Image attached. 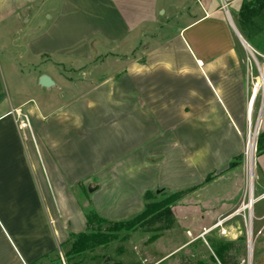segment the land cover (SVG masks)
I'll return each instance as SVG.
<instances>
[{
	"label": "crops",
	"instance_id": "0c3cea01",
	"mask_svg": "<svg viewBox=\"0 0 264 264\" xmlns=\"http://www.w3.org/2000/svg\"><path fill=\"white\" fill-rule=\"evenodd\" d=\"M244 1L0 0L11 88L0 96V264H37L68 226L86 231L79 181L109 220L143 211L148 190L195 187L180 202L212 229L228 203H245L238 157L264 73L252 63L264 57V12L240 21ZM42 74L56 85L40 86ZM252 189L254 264H264V152Z\"/></svg>",
	"mask_w": 264,
	"mask_h": 264
},
{
	"label": "rangeland",
	"instance_id": "374dc122",
	"mask_svg": "<svg viewBox=\"0 0 264 264\" xmlns=\"http://www.w3.org/2000/svg\"><path fill=\"white\" fill-rule=\"evenodd\" d=\"M229 10L233 19H236V5H230ZM255 21L258 23L259 19L256 18ZM262 21L263 24L259 22V25H264L263 18ZM258 38L261 39V44L264 47V35L260 34ZM252 63L256 68L260 69V67L264 65V57L255 54V58H252ZM1 73L2 72L0 69V96L6 95L7 93L9 94L11 90L10 85H8V81L3 79ZM259 82L260 89L252 111V127H254L257 123L259 116H261L264 120V87L262 85L264 83V73L262 72ZM252 87L253 86L251 83V90ZM249 114L250 112L248 113L247 118H249ZM25 123L28 124V121ZM247 123L243 156L245 185L242 193L245 203H228V215L222 219V225L212 229L211 227H208V221L206 223L199 221L198 224H193L191 222V218H189V216H191V203H181V198L172 204V215L174 217V222L173 226L169 229L155 230L156 227L160 226V224L153 223L146 226V228L149 230L140 229L129 231L126 229H121L117 231L106 232L111 223L99 222L97 220L94 222V231L102 233L106 232V234H103L104 236L101 237L99 241L89 244L88 247L82 250L80 253H75L72 247L76 237L71 235L72 232H70L71 229L70 226H68L67 228L69 233L66 240L59 242V248L55 251V253H53L47 259L38 262L37 264H222L219 258V250H221V246H225L226 249H229L239 264H254L256 257V249L254 247L256 237L254 234L252 235L253 243L251 263L249 262L248 232L250 225V213L252 214V209L250 210L248 207L250 181L248 165V152L250 143L248 141H251V139L254 141V134L257 131V126L256 131L254 129L253 134H251L252 137L251 135L248 137L249 120ZM261 131L262 130H259V133ZM257 155V143L255 144L254 141L252 173L254 171V163ZM75 184L76 185L73 194L79 201V204L83 206L84 211L87 212V209L90 207L93 208L92 203H90L91 200L88 195L89 193L86 189H84V186V188L82 187V182L79 181ZM153 193L155 195L153 200L144 198L145 203L162 198L160 193ZM179 202L182 205L179 204ZM175 206L177 208L179 207L177 210V216L179 214L181 217L180 219L177 218L176 213L174 212ZM132 216L133 215L127 217L126 219ZM205 226L208 227V230H210V228L211 230L208 231L207 234L203 235ZM88 233H90V231Z\"/></svg>",
	"mask_w": 264,
	"mask_h": 264
},
{
	"label": "trees",
	"instance_id": "16d2710c",
	"mask_svg": "<svg viewBox=\"0 0 264 264\" xmlns=\"http://www.w3.org/2000/svg\"><path fill=\"white\" fill-rule=\"evenodd\" d=\"M264 12V0H245L241 8L239 10V20L244 23H253V21L258 18L260 14ZM264 152V130L261 131L258 135L257 139V153L260 154ZM244 154L239 156L238 158H243ZM235 162H231V166H234ZM211 178V175L207 177V180ZM195 187H190L183 190H164L160 194L162 196L161 199L155 201H148L145 204V209L139 213L135 214L132 217L126 220H118L113 221L107 218L100 216L97 211L90 207L85 212V216L87 219V227L86 231L74 233L71 235L76 237V240L73 244V249L75 253H80L82 250L86 249L89 244L92 242H97L103 237V234L110 231H117L121 229H126L129 231L134 230H149L146 228L149 224L159 223L160 226L156 227L155 230H164L169 229L173 226L174 217L172 215V204L177 200L183 198L187 193H189ZM155 197L152 191H145L144 198L148 200H153ZM91 203V202H90ZM109 222L111 223L110 227L106 230V232H95L94 231V222ZM90 231V233H88ZM219 250V258L222 264H239V262L235 259L234 255L231 254L229 249H226L225 246H221Z\"/></svg>",
	"mask_w": 264,
	"mask_h": 264
},
{
	"label": "bare ground",
	"instance_id": "6f19581e",
	"mask_svg": "<svg viewBox=\"0 0 264 264\" xmlns=\"http://www.w3.org/2000/svg\"><path fill=\"white\" fill-rule=\"evenodd\" d=\"M263 87H264V83L262 84ZM263 96H264V89H263ZM249 132H248V137L249 135L253 134L254 132V129L256 131V126H257V123L255 124L254 127H252V112H250L249 114ZM258 122V120H257ZM260 122V121H259ZM259 130H260V127L257 129V131L255 132L254 134V141H255V144H256V137L259 133ZM256 135V137H255ZM252 137V135H251ZM250 137V139H251ZM249 139V140H250ZM254 141L251 139V141H248L250 144H249V152H248V156H249V173H250V181H249V201H248V207L250 208V210L252 209V201H253V194H252V160H253V146H254ZM256 150V148H255ZM251 218H252V214L250 213V225H249V232H248V235H249V258H250V263H251V256H252V243H253V240H252V232H251Z\"/></svg>",
	"mask_w": 264,
	"mask_h": 264
},
{
	"label": "water",
	"instance_id": "95a60500",
	"mask_svg": "<svg viewBox=\"0 0 264 264\" xmlns=\"http://www.w3.org/2000/svg\"><path fill=\"white\" fill-rule=\"evenodd\" d=\"M39 85L42 86V87H46V88H49L51 86H55L56 83L53 81V79L47 75V74H42L39 78ZM264 103V101H263ZM257 139V137H256ZM256 143H257V140H256ZM90 192H92L94 189L93 188H89L88 189ZM163 189H157L156 193H161Z\"/></svg>",
	"mask_w": 264,
	"mask_h": 264
},
{
	"label": "built area",
	"instance_id": "2783aa9c",
	"mask_svg": "<svg viewBox=\"0 0 264 264\" xmlns=\"http://www.w3.org/2000/svg\"><path fill=\"white\" fill-rule=\"evenodd\" d=\"M227 3L223 2V7L227 10ZM22 115L25 122H27V116L25 114L18 113V116ZM23 122V120L20 122V124L25 125L26 123ZM249 132V129H248ZM258 136V135H257ZM261 196L264 198V192L261 194Z\"/></svg>",
	"mask_w": 264,
	"mask_h": 264
}]
</instances>
